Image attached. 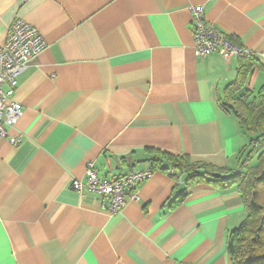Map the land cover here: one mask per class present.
Wrapping results in <instances>:
<instances>
[{
  "label": "crops",
  "instance_id": "0c3cea01",
  "mask_svg": "<svg viewBox=\"0 0 264 264\" xmlns=\"http://www.w3.org/2000/svg\"><path fill=\"white\" fill-rule=\"evenodd\" d=\"M195 4L257 61L235 92L239 55L194 53ZM16 18L45 47L13 88L21 142L0 138V264H232L237 188L186 185L152 158L240 169L252 134L223 104L264 84V0H0V45ZM90 162L105 179L152 173L112 213L71 187Z\"/></svg>",
  "mask_w": 264,
  "mask_h": 264
},
{
  "label": "trees",
  "instance_id": "16d2710c",
  "mask_svg": "<svg viewBox=\"0 0 264 264\" xmlns=\"http://www.w3.org/2000/svg\"><path fill=\"white\" fill-rule=\"evenodd\" d=\"M254 65H257V61L252 55L239 56L237 76L230 92L242 87ZM234 85L236 89L233 88ZM223 105L236 117L241 128L257 135L251 141L253 146L258 142L264 143V84L255 95L252 96V92L246 90ZM251 158V153H245L241 167L236 172L210 163L191 161L186 155L156 151L152 158V165L162 168L165 162H169L175 176L178 172L183 173L186 185L205 182L214 184L219 189L237 188L245 217L227 233L226 249L232 264H264V147L256 153L252 163ZM182 197L183 194L179 200Z\"/></svg>",
  "mask_w": 264,
  "mask_h": 264
},
{
  "label": "built area",
  "instance_id": "2783aa9c",
  "mask_svg": "<svg viewBox=\"0 0 264 264\" xmlns=\"http://www.w3.org/2000/svg\"><path fill=\"white\" fill-rule=\"evenodd\" d=\"M190 11L195 55L204 57L218 53L226 60L233 54L245 57L252 55L250 50L234 44L227 33L206 19L203 5H191ZM44 47L45 43L37 27L19 18L13 20L5 42L0 45V138H6L12 145H19L21 138L9 136L8 128L13 127L23 113L21 103L11 98L16 78L29 59ZM151 173L150 169L134 170L105 179L99 177L98 170L90 162L87 164L85 182L74 179L71 187L95 192L107 209L115 213L127 198L136 199L134 186Z\"/></svg>",
  "mask_w": 264,
  "mask_h": 264
},
{
  "label": "rangeland",
  "instance_id": "374dc122",
  "mask_svg": "<svg viewBox=\"0 0 264 264\" xmlns=\"http://www.w3.org/2000/svg\"><path fill=\"white\" fill-rule=\"evenodd\" d=\"M256 138H257V135H252V137L250 136L249 141H248V145L246 147V154L251 153L252 156H255L256 153L258 151H260L261 148L263 147V145H261V142H258L256 147L251 144L250 140L256 139Z\"/></svg>",
  "mask_w": 264,
  "mask_h": 264
}]
</instances>
